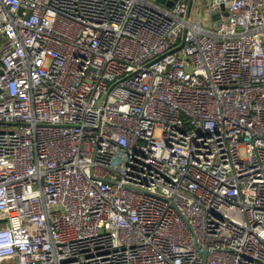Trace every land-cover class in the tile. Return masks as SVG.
Here are the masks:
<instances>
[{
	"label": "built area",
	"instance_id": "built-area-1",
	"mask_svg": "<svg viewBox=\"0 0 264 264\" xmlns=\"http://www.w3.org/2000/svg\"><path fill=\"white\" fill-rule=\"evenodd\" d=\"M0 264H264V0H0Z\"/></svg>",
	"mask_w": 264,
	"mask_h": 264
},
{
	"label": "water",
	"instance_id": "water-1",
	"mask_svg": "<svg viewBox=\"0 0 264 264\" xmlns=\"http://www.w3.org/2000/svg\"><path fill=\"white\" fill-rule=\"evenodd\" d=\"M153 1L157 5H161L163 7H168V8H171L176 2V0H153ZM190 4H191V0H188V8Z\"/></svg>",
	"mask_w": 264,
	"mask_h": 264
},
{
	"label": "rangeland",
	"instance_id": "rangeland-1",
	"mask_svg": "<svg viewBox=\"0 0 264 264\" xmlns=\"http://www.w3.org/2000/svg\"><path fill=\"white\" fill-rule=\"evenodd\" d=\"M196 4H197V3H196ZM196 4H195V6H196ZM195 6H193V8H192V12H191V14H192L194 17H203V15H202L203 12H200V13H199V10H200V9L196 8ZM200 14H201V15H200Z\"/></svg>",
	"mask_w": 264,
	"mask_h": 264
},
{
	"label": "crops",
	"instance_id": "crops-1",
	"mask_svg": "<svg viewBox=\"0 0 264 264\" xmlns=\"http://www.w3.org/2000/svg\"><path fill=\"white\" fill-rule=\"evenodd\" d=\"M153 1V0H152Z\"/></svg>",
	"mask_w": 264,
	"mask_h": 264
}]
</instances>
